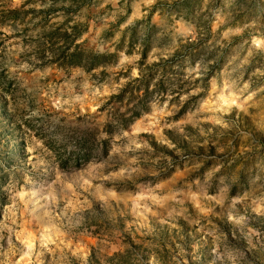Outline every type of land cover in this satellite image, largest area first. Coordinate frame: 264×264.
Returning a JSON list of instances; mask_svg holds the SVG:
<instances>
[{
    "label": "rangeland",
    "instance_id": "1",
    "mask_svg": "<svg viewBox=\"0 0 264 264\" xmlns=\"http://www.w3.org/2000/svg\"><path fill=\"white\" fill-rule=\"evenodd\" d=\"M0 264H264V0H0Z\"/></svg>",
    "mask_w": 264,
    "mask_h": 264
},
{
    "label": "clouds",
    "instance_id": "2",
    "mask_svg": "<svg viewBox=\"0 0 264 264\" xmlns=\"http://www.w3.org/2000/svg\"><path fill=\"white\" fill-rule=\"evenodd\" d=\"M33 116L37 113H32ZM108 126L100 127L97 129L95 125L86 127L80 130L81 134H90L92 137L91 146V159L97 158V155L103 152L105 155L108 154L109 136L110 132H117L120 128L122 121L124 120V115L121 111H111L108 113ZM45 139L50 146H54V150L60 149L68 153V158L64 161V168L75 161L78 167H83L85 160L81 159L79 156L80 144L76 138L73 137L72 132L66 130L62 127H58L57 131L50 134H45ZM89 160V161H90ZM214 258V257H213Z\"/></svg>",
    "mask_w": 264,
    "mask_h": 264
},
{
    "label": "trees",
    "instance_id": "3",
    "mask_svg": "<svg viewBox=\"0 0 264 264\" xmlns=\"http://www.w3.org/2000/svg\"><path fill=\"white\" fill-rule=\"evenodd\" d=\"M109 58L110 56L106 54H94L92 52H84L75 49L71 53H69L65 59L69 60V64L77 65V66L84 65L87 66L88 69H92L97 66L96 62L98 60H107ZM156 66L158 65H153L154 68ZM137 115L138 114H135V116Z\"/></svg>",
    "mask_w": 264,
    "mask_h": 264
}]
</instances>
